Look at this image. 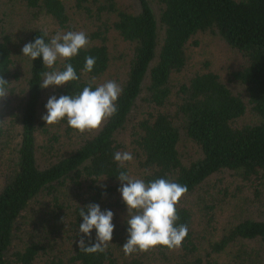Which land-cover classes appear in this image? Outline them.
<instances>
[{
	"label": "trees",
	"instance_id": "1",
	"mask_svg": "<svg viewBox=\"0 0 264 264\" xmlns=\"http://www.w3.org/2000/svg\"><path fill=\"white\" fill-rule=\"evenodd\" d=\"M8 1L6 9L13 11L17 0ZM19 1L33 22L47 16L76 31L74 15L83 21L90 43L59 69L71 63L79 80L53 86L57 98L78 94L93 77L101 84L108 74L122 93L117 113L99 130L81 134L64 119L62 136L55 131L59 123L46 126L49 87L39 85L41 74L54 68L44 67L42 57H28L27 82L15 85V55L45 32V42L52 35L31 21L17 28L3 10L0 76L9 94L0 99V264H264V218L241 208L220 221L221 195L204 193L208 179L224 171L264 182V0H156L159 14L151 0L127 6L74 0V9L72 0ZM203 33L219 35L242 54L232 76L245 87L247 102L210 63L189 69L190 44ZM118 35L127 45L117 55L122 63L116 71L110 43ZM86 56L97 58L88 73ZM249 106L258 122H243ZM188 143L196 148L194 158L182 151ZM118 151L134 158L123 169L114 160ZM122 170L146 183L165 178L187 186L177 225L187 224L189 231L179 249L158 246L125 256L128 211L117 179ZM90 203L114 213L113 239L103 253L78 247L81 237L88 242L79 233V211ZM95 235L93 229V242Z\"/></svg>",
	"mask_w": 264,
	"mask_h": 264
},
{
	"label": "clouds",
	"instance_id": "2",
	"mask_svg": "<svg viewBox=\"0 0 264 264\" xmlns=\"http://www.w3.org/2000/svg\"><path fill=\"white\" fill-rule=\"evenodd\" d=\"M47 35L45 32L34 42L26 43L22 53L32 61L42 57L44 67L49 69L54 68L58 58L70 60L90 43L88 35L82 30L57 32L49 42H45L44 37ZM96 60V57L86 56L83 71L91 72ZM41 75L43 80L39 86L42 89L79 80L71 63L65 64L62 71L52 70ZM94 84L96 86L93 89ZM7 85L9 83L0 76V99L9 94ZM121 93L122 87L116 81L108 80L96 84L93 77L76 95H60L59 98L51 96L45 105L46 115L42 119L46 125L66 119L68 126L81 134L99 130L106 120L117 113V101ZM133 159V155L127 151L114 154V160L121 169ZM117 179L121 182L118 191L128 211V238L121 246L125 256L148 252L158 246L169 250L179 249L189 231L187 224L177 225L180 219L177 205L187 193V186L165 178L146 183L123 170L119 172ZM79 215L83 219L79 224V233L88 237L87 243L81 237L78 241L79 249L88 254L105 252L113 239L115 229L113 211H102L99 204L90 203L80 208ZM93 229L96 233L94 242Z\"/></svg>",
	"mask_w": 264,
	"mask_h": 264
},
{
	"label": "rangeland",
	"instance_id": "3",
	"mask_svg": "<svg viewBox=\"0 0 264 264\" xmlns=\"http://www.w3.org/2000/svg\"><path fill=\"white\" fill-rule=\"evenodd\" d=\"M0 15L3 16V10L7 7L11 8V3L8 0H0ZM6 2L9 5L2 4ZM119 1L123 6H127L134 3V0H116ZM153 8L156 14H159L158 6L156 4V0H151ZM4 5V6H3ZM72 8L74 5V0L71 2ZM10 8L6 9L5 11H9ZM74 9V8H73ZM8 15H11L14 19L17 28L21 25L27 26V22H33V19L30 18L23 8L21 1L17 0L14 6L13 11H9L6 15V19H8ZM159 18V15L157 16ZM27 21V22H26ZM73 22L77 26L76 31H81L83 26V21L79 16L73 17ZM32 25H37L39 27L46 28L52 36L56 35L57 32H67V29L61 28L56 21L51 19L50 17L42 16L40 19H35ZM21 32H19L20 34ZM114 38V37H113ZM112 38V39H113ZM126 43L123 39L118 35L116 39L110 43L111 50H113V55H118L119 52H122L125 47ZM189 50L191 52V57L189 61V69L193 71L196 69L204 68L205 63H210L209 67L212 68L214 71L219 73L223 80H225L229 86L232 88L233 91L239 93L243 99L247 102L248 101V94L245 90V87L239 82L236 81L232 73L238 69V67L244 61V58L241 53L236 52L235 50L229 48L227 44L222 40L219 35H212L210 33H203L192 39L190 44ZM17 66L16 70L19 72L20 80L15 82V85H19L21 83L27 82V70L28 66L25 65L27 62L28 56H24L22 50L18 51L15 55ZM63 58H58L56 64L54 65V70H59L61 67V62ZM115 68L114 70L119 71L121 69L122 61L119 59V56L115 57L114 59ZM117 72L114 78H117ZM113 80L110 75L104 76L99 82L102 83ZM22 81V82H20ZM54 87L49 86V96L48 99L54 95L53 93ZM260 117L255 115L251 110L250 106L249 109L244 116L243 122H258ZM46 123V122H45ZM59 128H55V131L58 132L63 131L61 134L63 136L64 129L66 128L64 121L59 122ZM46 125V124H45ZM57 125V124H56ZM48 126V125H46ZM66 137H63L62 143L65 142ZM60 142L56 145L59 147ZM195 146L191 143H188L186 146H183L182 151L184 152L185 158H194L197 156L195 151ZM259 180L252 179H245L238 173H234L233 171H224L218 174L213 175L208 179V184L205 186L204 193L206 191L210 193H219L218 197H222L223 204H225L224 209L222 212H219V220L226 221L230 218L231 215L239 214L238 211L241 208L244 210L248 209L249 212L246 213L247 215L260 219L264 218V182L259 186ZM258 186V189H257ZM225 189H228L227 191ZM210 193H206L207 195ZM224 197V199H223ZM229 202H233L234 205L238 204L240 207L237 210L234 205H229ZM222 204V205H223ZM245 214V215H246Z\"/></svg>",
	"mask_w": 264,
	"mask_h": 264
}]
</instances>
